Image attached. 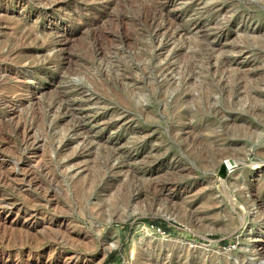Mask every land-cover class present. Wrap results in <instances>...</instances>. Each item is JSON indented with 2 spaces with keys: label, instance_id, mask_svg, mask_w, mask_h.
Masks as SVG:
<instances>
[{
  "label": "rangeland",
  "instance_id": "obj_1",
  "mask_svg": "<svg viewBox=\"0 0 264 264\" xmlns=\"http://www.w3.org/2000/svg\"><path fill=\"white\" fill-rule=\"evenodd\" d=\"M0 264H264V0H0Z\"/></svg>",
  "mask_w": 264,
  "mask_h": 264
},
{
  "label": "bare ground",
  "instance_id": "obj_2",
  "mask_svg": "<svg viewBox=\"0 0 264 264\" xmlns=\"http://www.w3.org/2000/svg\"><path fill=\"white\" fill-rule=\"evenodd\" d=\"M24 37V36H23ZM12 45H14V43H12ZM16 75V74H15ZM10 103V102H9ZM41 118V117H40ZM21 120V119H20ZM227 164L231 165V162H228ZM78 188V194L79 197H83V198H87V196L89 195V189L88 187L85 185V183L82 181L77 185ZM31 191V190H30ZM80 231V230H79ZM73 240V239H72ZM89 246V245H88ZM94 246V245H93ZM111 248V246H107L105 245V247L103 248V250H101L102 255H104L109 249Z\"/></svg>",
  "mask_w": 264,
  "mask_h": 264
}]
</instances>
